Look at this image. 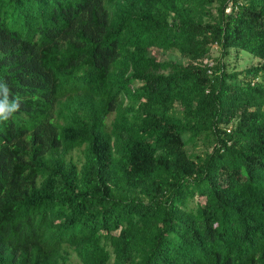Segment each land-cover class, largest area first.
<instances>
[{
	"label": "trees",
	"instance_id": "1",
	"mask_svg": "<svg viewBox=\"0 0 264 264\" xmlns=\"http://www.w3.org/2000/svg\"><path fill=\"white\" fill-rule=\"evenodd\" d=\"M3 84L0 264H264V0H0Z\"/></svg>",
	"mask_w": 264,
	"mask_h": 264
},
{
	"label": "rangeland",
	"instance_id": "2",
	"mask_svg": "<svg viewBox=\"0 0 264 264\" xmlns=\"http://www.w3.org/2000/svg\"><path fill=\"white\" fill-rule=\"evenodd\" d=\"M240 1H244V0H240ZM213 12L216 13L215 8L213 9ZM220 49L218 46L213 47V55L217 56L219 55ZM152 53H156L158 54L160 57L162 58H167V59H177V60H181L182 57L179 53L178 50L172 49V50H167V51H163L162 49H158V48H153L152 49ZM231 66L235 67L236 69H243L245 67H248L250 65L256 64L257 62H259V59L256 58L252 53H250L247 50H233L231 55L228 57ZM191 149H193L192 146H190ZM197 148V151L199 152H204L206 145L201 142ZM74 156L75 158H78V156H81L80 151L76 150L74 151ZM70 251V264H81L80 258L78 257L76 251L73 248H69Z\"/></svg>",
	"mask_w": 264,
	"mask_h": 264
},
{
	"label": "clouds",
	"instance_id": "3",
	"mask_svg": "<svg viewBox=\"0 0 264 264\" xmlns=\"http://www.w3.org/2000/svg\"><path fill=\"white\" fill-rule=\"evenodd\" d=\"M4 88V99L0 100V119L7 120L19 108L18 100L9 101V88L6 84L0 85Z\"/></svg>",
	"mask_w": 264,
	"mask_h": 264
},
{
	"label": "built area",
	"instance_id": "4",
	"mask_svg": "<svg viewBox=\"0 0 264 264\" xmlns=\"http://www.w3.org/2000/svg\"><path fill=\"white\" fill-rule=\"evenodd\" d=\"M229 9H230V6H228L227 10H229ZM205 61H208V58H206Z\"/></svg>",
	"mask_w": 264,
	"mask_h": 264
}]
</instances>
